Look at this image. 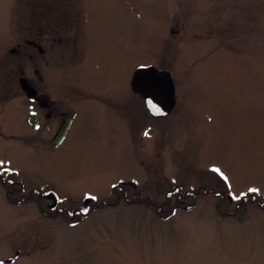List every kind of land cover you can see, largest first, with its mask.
<instances>
[{
	"label": "rangeland",
	"instance_id": "obj_1",
	"mask_svg": "<svg viewBox=\"0 0 264 264\" xmlns=\"http://www.w3.org/2000/svg\"><path fill=\"white\" fill-rule=\"evenodd\" d=\"M64 17L84 51L35 62L76 109L54 147L18 75ZM149 64L174 83L162 118L125 97ZM1 166L21 184H0L7 264H264V0H0Z\"/></svg>",
	"mask_w": 264,
	"mask_h": 264
},
{
	"label": "flooded vegetation",
	"instance_id": "obj_2",
	"mask_svg": "<svg viewBox=\"0 0 264 264\" xmlns=\"http://www.w3.org/2000/svg\"><path fill=\"white\" fill-rule=\"evenodd\" d=\"M42 8H43V6H40L39 8L38 7H32L33 11H35V10L40 11ZM50 9H51V6H50ZM34 15L36 16V13H34ZM64 20H65V22H60L59 24L50 22V23H48V25L45 29L44 28L39 29L40 31H43V32L45 30V37H42V33L37 34L36 32H34L33 37L27 39V44L29 46V51H30L29 58L31 61H33V63H32L33 67L31 68L32 69L31 74L35 75L36 77L35 78L34 77L33 78L26 77L20 71H19V75H18V84H19V77L24 76L28 79L29 84L32 86V88L35 91V98L30 99L25 95V93L22 91V89L19 85L20 90L23 92V94L27 98L30 106L32 107V110H31L32 116L33 115L38 116L37 120L39 121V123L41 122L40 118H43L44 121H46L48 123L50 122V124L57 125L58 126L57 129L59 128L60 124L65 119H70L69 127L71 126L73 119H74V116H75V110L76 109L73 108L71 110H68L65 108V106H66L65 102L70 99L69 92H64L62 94L60 92L53 91L52 89L48 88L45 85H43L42 87L40 86V84L43 81L49 82L51 80H49L48 74H47V77L46 76H44V77L39 76V70L37 69L35 62L38 59L36 53L44 54V56H42V58L44 59L45 66L47 67L50 65L51 61H55L57 59L61 63L69 61L70 57H72V55H73L72 52H77V48L75 47L76 44L75 45H69V32H68L69 24H68V21L66 22V17H64ZM34 23H35V20H34ZM34 23H33V27H35ZM33 27L31 26V28H33ZM84 45H80V49L77 52L79 56L81 55V53L85 49ZM72 47H74V48H72ZM10 52L12 54H15V53L19 54L20 53L19 46H18V48H12L10 50ZM149 65H152V64H149ZM158 70H163V69H158ZM131 77H132V74H131ZM131 77L129 80L130 89L127 88V90L125 92V97L127 96L128 91H130L129 93L133 92L132 88H131V84H130ZM126 83H128L127 80L125 81V84ZM91 89L93 90L94 88L92 87ZM39 96H43V104L45 107L40 106L41 100L38 101ZM35 126L37 127L38 124H35ZM69 127L66 131V134L69 130ZM57 129L55 131H57ZM66 134H65V137H66ZM65 137H64V139H65ZM51 144H52V138H51ZM4 174H6V175L8 174V176L5 177ZM10 174L11 173L9 170L7 171L6 169H4L1 166L0 167V184L2 186L7 185L10 188V190H15L16 188L21 187V184L18 183L19 180L16 177H12V175H10ZM13 176H15V175H13ZM10 181H12V182H10ZM120 186H123V185L122 184H120L119 186L115 185L114 187H115V189H118V188L120 189L121 188ZM123 190L125 192H127L126 188H123ZM120 191H122V190L120 189ZM45 194L46 193H44V195ZM87 198H91V197H87ZM83 200H84L83 204H85L86 198Z\"/></svg>",
	"mask_w": 264,
	"mask_h": 264
},
{
	"label": "water",
	"instance_id": "obj_3",
	"mask_svg": "<svg viewBox=\"0 0 264 264\" xmlns=\"http://www.w3.org/2000/svg\"><path fill=\"white\" fill-rule=\"evenodd\" d=\"M130 84L132 91L142 97L147 112L153 118L167 116L176 104L174 83L170 72L167 70H158L154 65H140L134 69ZM19 85L28 98H35V91L26 77H19ZM38 101H40L41 107H45L43 96H39ZM69 124L70 119H65L60 124L52 137V146L58 147L61 144ZM45 197L51 198L56 202V196L52 192L46 193ZM90 199L86 198L85 204ZM191 207L192 205L185 206L186 209ZM12 260L5 259L0 261V264H7L12 262Z\"/></svg>",
	"mask_w": 264,
	"mask_h": 264
},
{
	"label": "trees",
	"instance_id": "obj_4",
	"mask_svg": "<svg viewBox=\"0 0 264 264\" xmlns=\"http://www.w3.org/2000/svg\"><path fill=\"white\" fill-rule=\"evenodd\" d=\"M5 182H6V181H5ZM10 182H12V181H10ZM5 184H6V183H5ZM5 187L7 188L8 186L5 185ZM20 188H21V187H20ZM9 189H10V188L8 187V191H13V190H9ZM23 196H25V195H23ZM23 196H22L21 199L19 200L21 203L24 202V199H25Z\"/></svg>",
	"mask_w": 264,
	"mask_h": 264
}]
</instances>
